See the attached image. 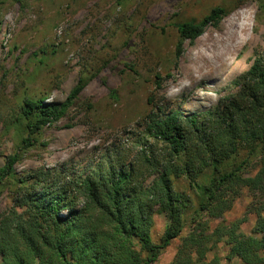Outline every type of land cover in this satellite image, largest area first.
Returning a JSON list of instances; mask_svg holds the SVG:
<instances>
[{"label":"rangeland","instance_id":"374dc122","mask_svg":"<svg viewBox=\"0 0 264 264\" xmlns=\"http://www.w3.org/2000/svg\"><path fill=\"white\" fill-rule=\"evenodd\" d=\"M215 6L227 13L193 42L184 41L177 58L175 24L200 20ZM263 8L264 0H0V167L18 153L17 176L44 167L67 180L97 163L124 161L138 165L142 184L149 185L158 172H148L139 162L142 151L150 156L151 149L176 163L169 147L146 131L150 116L178 109L182 120L194 114L199 122L202 116L212 122L214 116L206 112L239 96L242 76L264 52ZM156 73L169 74L161 88L155 85ZM81 76L87 83L64 117L22 149L26 133L19 106L24 96L60 103ZM245 157L243 150L235 164ZM256 160L251 156L244 163V174L255 173ZM205 181L197 179L199 185ZM189 186L185 176L174 182L176 191L190 195L191 207L179 236L152 264L170 262L194 218L207 220L210 233L218 224L246 217L237 231L252 234L251 192L242 188L221 218H209L203 212L196 216L198 189ZM13 188L12 180L0 182V213L12 205ZM166 222L163 213L154 214V241ZM228 252L223 239L191 264H238L227 258Z\"/></svg>","mask_w":264,"mask_h":264},{"label":"trees","instance_id":"16d2710c","mask_svg":"<svg viewBox=\"0 0 264 264\" xmlns=\"http://www.w3.org/2000/svg\"><path fill=\"white\" fill-rule=\"evenodd\" d=\"M226 13L224 7L215 6L200 20L176 23L175 56L182 53L184 41L193 42L207 26H217ZM166 77L169 74H155L157 88ZM242 78V92L236 99L206 112L214 116L212 122L205 116L199 122L194 114L182 120L178 109L162 117L150 116L146 131L169 147L176 163L170 164L167 156L158 153L159 157L151 149L150 156L142 151L139 162L148 172H158L147 186L142 184L141 168L133 163H97L63 180L44 167L17 176L14 165L19 154L8 155L0 167V182L12 180L14 188L12 205L0 213V264H152L179 236L183 215L191 207L190 195L174 188L181 176L189 187L198 189L196 216L203 212L221 218L245 188L253 196L249 210L256 218L251 235L237 231L246 217L218 224L210 233L207 220L194 218L168 264L202 261L223 239L229 244V260L264 264V52L257 54ZM86 83L87 78L79 77L60 103L24 96L19 110L26 135L20 147L33 146L45 126L64 117ZM243 150L246 157L235 164ZM251 156L257 158L256 171L244 174V163ZM200 176L206 180L201 185ZM156 212L167 220L158 241L152 237Z\"/></svg>","mask_w":264,"mask_h":264}]
</instances>
